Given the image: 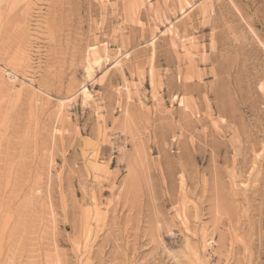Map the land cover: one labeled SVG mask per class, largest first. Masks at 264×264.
Masks as SVG:
<instances>
[{"label": "rangeland", "instance_id": "rangeland-1", "mask_svg": "<svg viewBox=\"0 0 264 264\" xmlns=\"http://www.w3.org/2000/svg\"><path fill=\"white\" fill-rule=\"evenodd\" d=\"M0 264H264V0H0Z\"/></svg>", "mask_w": 264, "mask_h": 264}, {"label": "bare ground", "instance_id": "bare-ground-1", "mask_svg": "<svg viewBox=\"0 0 264 264\" xmlns=\"http://www.w3.org/2000/svg\"><path fill=\"white\" fill-rule=\"evenodd\" d=\"M9 75H10V74H9ZM11 75H12V74H11ZM11 75H10V76H11ZM12 77H14V76H12ZM14 78H15V77H14Z\"/></svg>", "mask_w": 264, "mask_h": 264}]
</instances>
